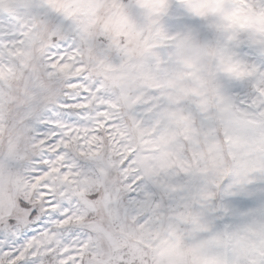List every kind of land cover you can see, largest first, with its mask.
<instances>
[{"label":"clouds","instance_id":"obj_1","mask_svg":"<svg viewBox=\"0 0 264 264\" xmlns=\"http://www.w3.org/2000/svg\"><path fill=\"white\" fill-rule=\"evenodd\" d=\"M46 3L56 5L54 16L53 9L44 6ZM160 3L161 0H6L0 4V68L11 69L10 78H0V200L11 197L19 202L27 197L48 206H52L51 201L57 205L67 202L71 210L84 204L68 194L78 197L83 191L84 199L100 202L88 211L87 221L101 224L115 239L123 241L107 259L119 258L125 264H176L178 258L174 254L161 255L164 241L169 239L168 231L153 224L141 232V226L150 218L149 212L129 204L135 198L132 186L141 188L146 183L141 179L144 168L151 167L157 170L161 183L176 186L174 200L165 201L172 205L167 215L173 217L165 220V229L172 223L185 245L203 239L206 234L194 232L191 222L177 223L174 217L188 210L194 214L204 212L216 228L223 230L225 225L229 226L230 238L216 249L227 264H235L238 252L239 264H252L253 260L264 264V56L260 55L264 49V29L241 28L239 24L217 28V24L228 22L218 14L195 15L188 10L185 0H167L168 10L157 20ZM224 3L229 9L234 6L233 0ZM241 7L242 15L258 21L254 11ZM121 14L134 25L131 35L121 32L116 36L106 28ZM50 18L63 25L62 35H53L52 25L45 30L42 22ZM21 32L29 35L21 37ZM188 33L191 38L185 41ZM113 38L122 49L151 46L153 51L163 54L167 61L164 67L185 73L180 86L196 89V93L184 107H202L198 126L203 117L207 135L187 140L176 125L161 124L140 137L127 116L118 115L115 123L125 126L126 134L114 141L105 132L93 140L95 133L83 130L94 127L99 109L93 105L92 111L85 113L89 119L80 124L77 138L61 137L71 143V154L68 149L58 152L56 142L37 143V133L47 126L26 117V101L40 94V84L49 82L54 72L62 88L73 77L81 78L77 83L86 81L89 86L99 87L98 81L105 83L97 70V61L103 59ZM16 48L23 51L10 55ZM186 62H191V66ZM52 63L68 67L63 71L59 67L53 69ZM110 63L114 65L110 74L125 77L124 84L131 96L143 90L138 74L155 65L154 59L135 54L123 67L119 58L113 57ZM72 92L80 95L79 89ZM100 94L115 100L121 93L106 87ZM54 108L49 105L43 116H52ZM136 111L141 113L143 108ZM140 119L142 127L152 126L150 115ZM234 119L253 122L243 129L245 143L239 149H232L231 141L225 138L226 126L234 134L230 123ZM165 130L176 133L167 144L161 141ZM230 151L236 154L231 155ZM181 166L191 170L194 178L189 179ZM224 169L227 171L221 175ZM242 169L251 196L235 194L239 191L236 181ZM153 191L159 199L158 190ZM222 203H230L237 212L225 216L218 210L207 211L218 209ZM81 231L89 236L87 229ZM133 231L139 235L127 238ZM171 242L175 243V237Z\"/></svg>","mask_w":264,"mask_h":264},{"label":"snow or ice","instance_id":"obj_2","mask_svg":"<svg viewBox=\"0 0 264 264\" xmlns=\"http://www.w3.org/2000/svg\"><path fill=\"white\" fill-rule=\"evenodd\" d=\"M185 3L188 10L197 16L205 17L209 14H218L222 20L228 22L227 25L217 24V28L239 24L241 28L259 27L264 29V0H253L251 3L249 0H233L234 6L231 9L225 7L224 0H185ZM241 5L246 6L249 12L254 11L258 21L250 16L242 15L244 8ZM44 6L52 8L51 15H55V4L46 3ZM167 10V0H161L156 9L157 20ZM42 23L45 30L48 25H52L53 35L63 34V25L55 23L53 19L50 18ZM133 27L132 21L123 14L111 25H106V28L114 31L116 36H119L121 32L131 35ZM160 31H164L163 27L160 28ZM19 35L26 37L29 34L21 32ZM190 38V33L184 36L185 41ZM89 39L92 38L89 37ZM22 51V49L16 48L9 54L19 55ZM134 54L145 59H154L155 65L154 68L138 74L143 90L140 94L131 96L124 84L125 77L110 74L114 67L110 60L113 57L121 59L120 66L123 67ZM24 55L27 56L29 53L24 52ZM260 55L264 56V49L260 51ZM166 63L163 54L153 51L151 46L143 45L134 49H122L119 41L113 38L105 49L103 59L97 61V70L105 78V83L97 82L99 87L97 85L89 86L86 81L77 83L81 78L73 77L67 87L62 88L58 83L57 74L51 73L49 82L40 84V94L30 97L26 101L29 106L25 114L26 117L37 124L47 126L45 131L37 133V143L56 142L58 152L68 149L71 154V143L67 138L61 139V137L71 136L75 140L77 138L75 134L81 131L80 124L89 119L85 113L91 112L93 105H98L99 109L93 122L94 127L83 129L95 133L92 136L93 140L102 137L105 132L109 134L108 138L114 141L116 137L125 135L126 127L115 123L118 115H126L136 134L140 137L144 136L146 132L154 131L161 124L176 125L187 140L207 135L202 122L203 117H201L198 126V115L202 113V107L200 105H196L194 109L184 107L189 102V98L196 93V89L180 86L179 81L183 79L185 73L170 71L163 66ZM186 63L191 66V62ZM50 66L53 69L59 67L61 71L68 67L55 63ZM240 75L242 74L237 73V76ZM10 76L11 69L0 68V78H10ZM106 87L113 91L119 89L121 94L115 100L106 99L100 94L101 90ZM73 89H79L80 95H74ZM49 105L55 106L53 115L44 117L43 113L48 110ZM137 108H143V112L138 113ZM120 109H123V112H119ZM146 114L150 115L152 119V126L147 128L141 126L142 120L140 119L142 115ZM230 123L234 134H230L229 128L226 126L225 138L231 141L232 149H239L245 143L243 129L253 122L234 119ZM113 133L115 135H112ZM175 136L174 131L165 130L161 141L167 144L174 140ZM45 137L49 139L45 140ZM128 151H132V149L129 148ZM230 154L235 155L236 152L230 151ZM181 167L189 179L194 178V173L191 170ZM226 171L227 169H224L221 175ZM141 179L146 183L141 188L132 186L131 191L135 198L131 199L129 204L141 212L145 209L149 212L150 218L145 225L141 226V232L153 224H158L161 231H168L169 239L164 241L165 248L161 255L174 254L178 258L176 264H227V261L216 249L230 238L227 232L228 225H225L223 230L216 228L214 221L206 218L204 212L194 214L188 210L179 213L174 217L177 223L191 222L194 225V232L206 234L203 239H196L193 243L185 245L183 237L177 235L176 228L172 223H168L167 229H165V220L173 219L167 215L172 211V205H166L165 201L174 200L176 186L171 183H161L157 170L151 167L144 168V175ZM236 184L239 188L236 195H253L247 191L243 169L238 173ZM153 189L158 190L159 199ZM68 195L71 199L82 200L84 207L69 210L67 202L57 205L55 201H51L52 206H48L43 203H34L27 197L19 202L11 197L7 200H0V264H125L119 258L107 259L112 255V250L119 248L123 241L115 239L113 234L106 231L101 224L88 222L86 219L88 211L95 209L100 202L84 199L86 193L83 191L78 194V197L72 193ZM226 195H231V193H226ZM185 208L187 209L189 206L185 205ZM217 210L225 216L237 212V209L230 203H222L218 209H207L209 212ZM243 214L247 215L248 213ZM82 229H87L88 237L84 236ZM138 235L139 233L133 231L128 234L127 238L134 239ZM172 237H175V243L171 242ZM140 238L142 239V237ZM235 264H239V252ZM252 264H257L256 260H253Z\"/></svg>","mask_w":264,"mask_h":264},{"label":"rangeland","instance_id":"obj_3","mask_svg":"<svg viewBox=\"0 0 264 264\" xmlns=\"http://www.w3.org/2000/svg\"><path fill=\"white\" fill-rule=\"evenodd\" d=\"M6 0H0V4H5Z\"/></svg>","mask_w":264,"mask_h":264}]
</instances>
